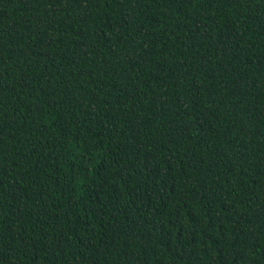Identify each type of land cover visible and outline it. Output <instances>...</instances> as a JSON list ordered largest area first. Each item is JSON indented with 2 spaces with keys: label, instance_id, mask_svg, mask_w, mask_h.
<instances>
[{
  "label": "trees",
  "instance_id": "1",
  "mask_svg": "<svg viewBox=\"0 0 264 264\" xmlns=\"http://www.w3.org/2000/svg\"><path fill=\"white\" fill-rule=\"evenodd\" d=\"M0 264H264V0H0Z\"/></svg>",
  "mask_w": 264,
  "mask_h": 264
}]
</instances>
